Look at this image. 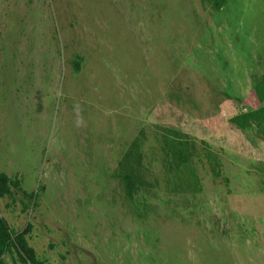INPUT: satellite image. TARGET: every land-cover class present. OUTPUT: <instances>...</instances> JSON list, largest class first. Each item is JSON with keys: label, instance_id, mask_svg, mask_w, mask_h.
Instances as JSON below:
<instances>
[{"label": "rangeland", "instance_id": "rangeland-1", "mask_svg": "<svg viewBox=\"0 0 264 264\" xmlns=\"http://www.w3.org/2000/svg\"><path fill=\"white\" fill-rule=\"evenodd\" d=\"M263 75L264 0H0V214L45 264H264V140L232 121Z\"/></svg>", "mask_w": 264, "mask_h": 264}, {"label": "trees", "instance_id": "trees-1", "mask_svg": "<svg viewBox=\"0 0 264 264\" xmlns=\"http://www.w3.org/2000/svg\"><path fill=\"white\" fill-rule=\"evenodd\" d=\"M215 9L224 7L226 0H204ZM254 93L257 98V107L248 108L237 113L232 121L241 129L249 130L255 128L264 140V75L257 79L254 84ZM163 138L170 147L171 158L166 155L163 163L167 167H176L178 172L173 174L176 183L184 185L187 182L191 169V154L185 149L186 139L173 131L164 130ZM142 151L137 141L132 143L120 160V167L116 171V177L120 180L126 194H134L145 187L144 174L140 168ZM181 165V166H180ZM13 187H20L19 181L12 180L6 173L0 172V197L13 196ZM30 225L24 230L14 232L7 220L0 214V264H6L5 255L10 254L13 258L15 253L22 264H45L36 256L35 250L29 245L26 235Z\"/></svg>", "mask_w": 264, "mask_h": 264}]
</instances>
